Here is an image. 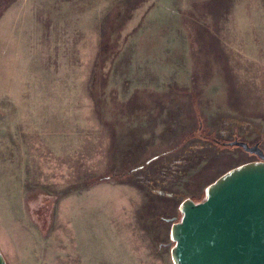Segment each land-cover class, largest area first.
<instances>
[{
	"label": "rangeland",
	"instance_id": "obj_1",
	"mask_svg": "<svg viewBox=\"0 0 264 264\" xmlns=\"http://www.w3.org/2000/svg\"><path fill=\"white\" fill-rule=\"evenodd\" d=\"M235 140L264 152V0H0L6 264H172Z\"/></svg>",
	"mask_w": 264,
	"mask_h": 264
},
{
	"label": "water",
	"instance_id": "obj_2",
	"mask_svg": "<svg viewBox=\"0 0 264 264\" xmlns=\"http://www.w3.org/2000/svg\"><path fill=\"white\" fill-rule=\"evenodd\" d=\"M227 145L257 160L221 174L201 201H181L169 228L172 264H264V152L244 141Z\"/></svg>",
	"mask_w": 264,
	"mask_h": 264
}]
</instances>
